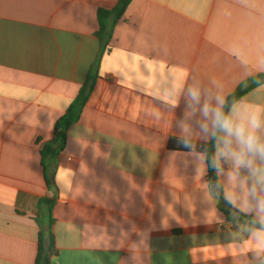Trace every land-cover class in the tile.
I'll return each instance as SVG.
<instances>
[{
	"label": "crops",
	"instance_id": "1",
	"mask_svg": "<svg viewBox=\"0 0 264 264\" xmlns=\"http://www.w3.org/2000/svg\"><path fill=\"white\" fill-rule=\"evenodd\" d=\"M117 4L0 0V264H35L42 197L55 200L51 264H257L196 158L203 142L170 141L187 85L228 98L264 73V0H132L103 47L97 11ZM235 103L264 109V83Z\"/></svg>",
	"mask_w": 264,
	"mask_h": 264
},
{
	"label": "clouds",
	"instance_id": "2",
	"mask_svg": "<svg viewBox=\"0 0 264 264\" xmlns=\"http://www.w3.org/2000/svg\"><path fill=\"white\" fill-rule=\"evenodd\" d=\"M257 67L264 71V56L258 58ZM179 95L184 111L175 122L178 143L190 153L198 140L212 144L211 155L205 148L202 157L197 154L196 158L224 178L223 184L218 180L211 185L214 194L223 190L225 202L250 218L244 224L248 238L244 246L252 242L253 258L264 264V109L229 105L219 85L194 82ZM178 106L174 95L170 107Z\"/></svg>",
	"mask_w": 264,
	"mask_h": 264
},
{
	"label": "trees",
	"instance_id": "3",
	"mask_svg": "<svg viewBox=\"0 0 264 264\" xmlns=\"http://www.w3.org/2000/svg\"><path fill=\"white\" fill-rule=\"evenodd\" d=\"M131 1L132 0H118L117 6L112 10H106L101 8L98 9L97 18L99 23V30L97 32V35L98 37H100L103 47H106L107 45V42L110 38V30L113 27L114 22L124 15ZM263 83H264V73L252 77L247 82H243L235 92H233L230 96H228L227 98L228 104L231 105L233 102L238 101L241 97L245 95L247 91L255 87H258ZM92 89H93V84L91 80H88L81 87L78 96L72 102L66 114L56 123L54 138L50 141V143L43 145V149H42L43 157L47 154L46 151L49 149V147L63 142L65 133L68 130V128L72 124L78 121L79 116L89 99ZM225 110L227 111V107ZM170 146L175 148L182 147L178 143L177 139H172L170 141ZM205 148L207 149L209 155H211L212 152L214 151L211 143L207 145H205L204 143L201 144L198 147V150L203 154ZM208 179L211 185L219 180V177H217V175L213 172L211 168H208ZM222 192L223 191L221 190L217 194L219 198L225 202ZM54 205H55L54 199L45 198V197L40 198L37 203V213L35 220L38 223L40 231H39V248H38V254L35 264H51L52 257L57 252L55 236L53 233V225L55 222L53 218ZM224 211L226 212V214H229V212L226 209ZM249 219H250L249 217L241 215L239 221L245 223V221H248Z\"/></svg>",
	"mask_w": 264,
	"mask_h": 264
}]
</instances>
